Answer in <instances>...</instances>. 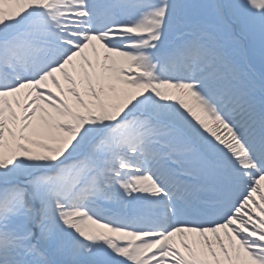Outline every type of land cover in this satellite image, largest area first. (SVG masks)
<instances>
[{"label": "snow or ice", "instance_id": "6c2138e0", "mask_svg": "<svg viewBox=\"0 0 264 264\" xmlns=\"http://www.w3.org/2000/svg\"><path fill=\"white\" fill-rule=\"evenodd\" d=\"M0 264H264V0H0Z\"/></svg>", "mask_w": 264, "mask_h": 264}]
</instances>
